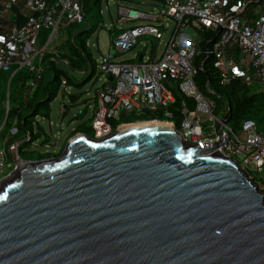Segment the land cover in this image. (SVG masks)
Masks as SVG:
<instances>
[{
  "label": "water",
  "instance_id": "1",
  "mask_svg": "<svg viewBox=\"0 0 264 264\" xmlns=\"http://www.w3.org/2000/svg\"><path fill=\"white\" fill-rule=\"evenodd\" d=\"M221 142L146 120L19 163L0 182V264H264V192L204 155Z\"/></svg>",
  "mask_w": 264,
  "mask_h": 264
},
{
  "label": "built area",
  "instance_id": "2",
  "mask_svg": "<svg viewBox=\"0 0 264 264\" xmlns=\"http://www.w3.org/2000/svg\"><path fill=\"white\" fill-rule=\"evenodd\" d=\"M151 1L156 12L118 6L119 23L145 21L120 31L110 48H115L116 53L129 51L143 34L154 36L160 43L170 19L173 27L164 49L159 55L157 51L150 55L143 52L141 60V53L137 52L135 62L117 58L109 48L96 59L95 73L103 77V82L92 108V136L105 138L119 125L134 123L119 122L122 112L140 115L160 111L164 119L152 120L172 121L185 141L198 143L201 149L204 142L219 141L222 136L223 144L226 137L223 145L204 155L218 149L231 157L264 192V133L251 118L243 119L239 128L233 129L227 120V105L216 114V101L196 81L203 66L196 58L203 54L212 56L221 84L239 78L247 85L260 81L264 87V0ZM82 18V0H0V74L27 68L26 85L32 89L41 77L40 65L46 52L68 66L69 59L61 57L58 49L48 47L60 27L82 22ZM43 32L47 35L41 41ZM61 83V89L69 94L65 76ZM177 95L181 97L180 104L174 106ZM85 103L89 109L90 104ZM9 110L7 106V114ZM8 135L11 141L0 147V182L25 161L21 145L34 143L29 129L19 136L16 121L9 127Z\"/></svg>",
  "mask_w": 264,
  "mask_h": 264
},
{
  "label": "rangeland",
  "instance_id": "3",
  "mask_svg": "<svg viewBox=\"0 0 264 264\" xmlns=\"http://www.w3.org/2000/svg\"><path fill=\"white\" fill-rule=\"evenodd\" d=\"M120 4L143 11H157V9H154L151 0H100L96 4L89 2L86 6L87 18L92 22L94 31L88 38V46L91 48L95 60L101 57L102 52L110 48V43L117 38L120 31L134 25L144 24V19H135L129 22L119 23L117 17L119 15L118 6ZM88 19L83 22L72 23L70 26L60 27L48 49H61L60 45L67 43L70 36L87 26ZM167 21L170 27L164 30V37L160 43L157 42L154 36L143 34L138 37L137 44L131 50L123 53H116V49L111 47L110 53L117 56L119 59L135 62L138 60V58L135 57L137 52H146L147 55H150L157 51L156 54L159 55L164 49V42L167 40L173 27V21L170 19H167ZM188 31L192 35H196L194 31ZM60 64L68 68L74 81V84L67 86V92L69 94L78 95L80 99L76 102H72L69 94L64 93L63 89H61L57 97L51 102L48 116L41 113L34 118L35 127L38 125L41 126L48 136V140L44 143L42 134L35 138L33 145H28L24 148L25 152L21 155L24 160H27L25 159L26 157H37L40 152L50 153L53 156L58 153L61 148L65 147L67 141L72 137H70V135L73 133L74 129L83 126L88 127L90 125L92 108L95 103L94 99L98 89H100L102 85L103 77L96 72L90 80L80 84L86 78L88 71L86 73H78L70 69L62 60H60ZM40 66L43 67V73L45 70L43 57ZM21 71L23 74H26L28 69L23 68ZM44 75V79L47 80L49 78V71L45 70ZM28 79L29 77L27 76L23 77L22 80L20 79L19 83L18 78L9 82L10 78L8 77V73L0 74V127L5 123L4 130L0 132V146L3 144L1 140L3 137L2 135L11 124L15 121L18 122L21 116H25L28 113L25 103L32 93V89L25 86ZM249 89L250 93L255 94L257 97V104L252 112V118L256 121L259 129L264 133V87L260 81L255 80L249 85ZM205 90L207 95L217 102L218 108L215 110V113L220 114L224 105H226L224 104V99L221 98V95L214 94L217 88L212 83L208 87L205 86ZM224 96H226V94H224ZM36 97H45L43 90H40ZM85 101L90 104V107L84 117L79 118L78 112ZM64 104L67 105L66 108ZM7 106L11 107L10 110L17 108V106L20 107L18 108V114L12 116H10L11 113L7 114ZM140 121L143 120H137L134 121V123ZM36 122H38V125Z\"/></svg>",
  "mask_w": 264,
  "mask_h": 264
},
{
  "label": "trees",
  "instance_id": "4",
  "mask_svg": "<svg viewBox=\"0 0 264 264\" xmlns=\"http://www.w3.org/2000/svg\"><path fill=\"white\" fill-rule=\"evenodd\" d=\"M100 0H82V10L83 18L82 22L87 18L86 6L90 2L92 4L98 3ZM70 26V25H69ZM95 27V26H94ZM92 22L88 19L87 26L82 30L74 33L68 38L67 43H65L64 51H60V55L69 59L68 67L72 70H85L88 71L87 78H85L80 84L85 83L87 80H90L95 73L97 61L94 59L93 52L88 46V38L93 32ZM53 53L46 52L43 56V65L44 69L49 71V78L45 80L44 72L41 74V77L36 80V86L31 90V96L27 98L25 107L28 109V113L25 116H21L18 120V127L20 133L29 129L33 134L32 139L43 135L44 143L48 140V136L44 132L41 126L34 125V118L38 114H43L48 116L50 111L51 102L57 97L58 93L61 91V78L65 76L67 78V84H74V81L70 75V72L67 67L60 64ZM197 61L201 64L203 62L202 69H199L196 76V81L200 86L203 92H206L205 86L211 85V83L217 88L214 91V94L221 95V98L224 99V104L229 108L227 120L229 125L233 129H238L240 123L245 118H252V112L254 107L257 104V97L255 94L250 93L249 85L243 83L239 78L232 80L228 84H221L218 72L213 64L212 56H206L201 54L197 56ZM31 89V88H30ZM43 90L45 97L37 98L36 95ZM226 94V96H224ZM72 102H76L80 99L78 95L69 94ZM181 97L177 95L174 106L180 104ZM217 103V102H216ZM18 108L12 109L9 111L10 116L18 114ZM218 108V104H217ZM180 117L179 114H177ZM155 118L164 119L162 112H145L140 115H136L132 112H122L120 115L119 122H134L137 120H152ZM35 131V133H34ZM76 133H85L92 136V128L89 125L88 127H81L74 129L73 133L70 135L73 136ZM28 144L24 143L20 147L21 155L25 151L23 150L27 147ZM61 148L58 153L54 155H59L62 152ZM52 156L50 153H42L37 156V158H45ZM25 159H33V157H26Z\"/></svg>",
  "mask_w": 264,
  "mask_h": 264
},
{
  "label": "crops",
  "instance_id": "5",
  "mask_svg": "<svg viewBox=\"0 0 264 264\" xmlns=\"http://www.w3.org/2000/svg\"><path fill=\"white\" fill-rule=\"evenodd\" d=\"M46 35H47V33L46 32H43V33H41V41H44L45 39H46ZM61 46V49H58V50H60V51H64L63 49H64V47H65V44L63 43L62 45H60ZM103 53V52H102ZM53 56H55V55H53ZM61 57H63L62 55H60ZM59 58V57H58ZM57 58V60L59 61V59ZM60 62V61H59ZM22 70V69H21ZM21 70H17L16 72H14L13 74L12 73H8V77L10 78V81L9 82H12L14 79H16V78H18V83L20 82V79L22 80L23 79V77H27L28 75H27V73L25 74H23L22 73V71ZM10 84V83H9ZM26 87H28L27 85H25ZM86 102V101H85ZM19 106V105H18ZM17 106V107H18ZM10 107V106H9ZM11 108V107H10ZM9 113V112H8ZM17 119V118H16ZM17 124H18V122H17ZM4 127H5V123L0 127V132H2L3 130H4ZM23 132L24 131H22V133H20V131H19V136H21L22 134H23ZM8 133H9V128L6 130V132L2 135L3 137L1 138V140H2V146H0V147H5V146H7L8 145V143L11 141V139H12V137L11 136H9L8 135ZM28 145H33V144H30V143H27ZM22 145H24V144H22ZM21 145V146H22ZM26 148V147H25ZM24 150V149H23ZM39 154H42L41 152L39 153ZM54 156V155H53ZM33 159H39V158H37V157H33Z\"/></svg>",
  "mask_w": 264,
  "mask_h": 264
}]
</instances>
